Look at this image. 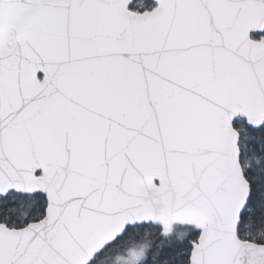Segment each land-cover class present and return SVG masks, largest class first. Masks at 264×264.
Here are the masks:
<instances>
[{
  "label": "snow or ice",
  "instance_id": "obj_1",
  "mask_svg": "<svg viewBox=\"0 0 264 264\" xmlns=\"http://www.w3.org/2000/svg\"><path fill=\"white\" fill-rule=\"evenodd\" d=\"M0 264H264V0H0Z\"/></svg>",
  "mask_w": 264,
  "mask_h": 264
}]
</instances>
